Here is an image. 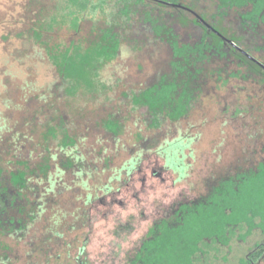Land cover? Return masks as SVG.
Returning <instances> with one entry per match:
<instances>
[{"label": "rangeland", "instance_id": "1", "mask_svg": "<svg viewBox=\"0 0 264 264\" xmlns=\"http://www.w3.org/2000/svg\"><path fill=\"white\" fill-rule=\"evenodd\" d=\"M29 1L0 0V182L7 185L10 172L23 167L19 163L35 169L57 153L63 137L46 134L59 123L76 139L92 175L84 176L88 182L84 190L73 183L75 177L69 170L53 191L45 193L47 182H36L41 173L34 172L29 186L36 189L23 190L26 214L20 218L24 229L16 234L0 233V262L74 264L79 248L85 245L83 257L92 264H121L151 222L168 214L177 203L205 195L216 176H222L229 166L241 165L248 143L250 150L256 146L260 151L264 144V82L252 74L243 78L244 67L212 60L201 66V87L188 114L178 122L152 128L146 120L147 109H133L130 96L170 70L166 31L156 35L136 18L117 21L106 18L105 9H99L79 33L58 21L35 41L30 27L37 7L27 8ZM229 18L246 38V29L236 27L233 16ZM108 27L119 39L118 53L92 71L95 88L69 92L48 54L65 51L72 43L84 51L97 32ZM196 30L175 25L172 32L186 39L188 34L195 36ZM250 47L264 61V48ZM219 69L224 71L220 76L215 73ZM226 70H240L241 74L228 78ZM73 74L78 73H67ZM110 115L119 125L117 136L103 127ZM179 134L194 141L185 151L187 176L175 182L177 175L172 171L155 175L152 170L163 166L156 154L158 147ZM253 134L259 138L255 146L249 138ZM132 158L139 160L138 169L117 176V170ZM108 183L111 190L106 192L103 189ZM88 193L103 201L84 206ZM40 194L47 195L42 212L32 204ZM85 211L88 217L82 220ZM121 225L128 229L118 233ZM55 231L61 234L57 238L52 234ZM258 240L256 233L246 241L234 237L228 246L219 247L217 264H242ZM118 246L120 254L115 257Z\"/></svg>", "mask_w": 264, "mask_h": 264}, {"label": "trees", "instance_id": "2", "mask_svg": "<svg viewBox=\"0 0 264 264\" xmlns=\"http://www.w3.org/2000/svg\"><path fill=\"white\" fill-rule=\"evenodd\" d=\"M160 1L168 4L157 0H30L27 8L37 7L34 13L36 17L31 21L34 25L30 27V32L35 41L41 40L46 36L47 30L60 21L69 29L79 33L83 23L87 22L90 15L94 16L99 9H105L106 18L115 17L117 21L121 19L130 22L136 18L139 24L149 25L156 35L166 31L169 35L168 44L172 55L169 61L170 70L161 75L160 79L147 90L132 93L130 96V100L137 107H147L155 127L161 125L163 119L167 117L177 120L187 112L191 93L185 90L179 94V87L188 88L189 85H193V79L198 73L203 72L201 67L203 64L214 59L229 62L227 56H231L234 64L245 63L252 71H260L259 67L248 61L236 48L226 44L223 39L227 38L238 47L245 49L247 46L244 37L239 35L232 26L233 21L232 18L229 20V17L233 16L237 22L236 27L243 29L246 23L264 24V0ZM172 5H179V7ZM204 23L211 27L210 30L203 25ZM175 25L181 29L196 28L198 31L196 30L195 36L188 34L185 39L172 32ZM192 37L195 38L194 41H191ZM119 47L118 37L113 29L108 27L100 29L84 51L72 43L65 51L48 54V58L57 67L69 92L82 87L90 90L95 88L96 82L92 71L100 62L114 57ZM85 63H87L86 71L81 70ZM71 70H75L78 74L68 76L67 73ZM103 127L113 136H117L119 132V125L114 115H110L103 122ZM66 128L59 123L46 134L63 137L56 147L57 153L49 155V159H44L35 165V169H30L24 162L19 163L23 167L10 172L8 184L4 185L0 182V230L4 228L5 216L11 215L12 211L22 210L20 201L25 199L23 190L33 192L36 189L29 186L34 172L41 173V178L36 182L46 181L48 186L45 190L48 193L60 184L61 176L69 170L75 177L73 183L84 190L88 189V182L84 176L88 177L92 175V172L85 165V158L78 150L76 139L70 136ZM182 144L183 141L180 139L170 142L168 146L162 145L157 150L158 154L165 157L166 164L176 170L179 179L187 175L188 170L184 157L178 156ZM135 159H130L117 170V176L123 169H127V173H130V169L137 161ZM52 169L54 171H51ZM117 176L113 178L118 179ZM222 182L223 184L216 190L205 195L200 205L181 207L179 212L182 213L181 220L171 222L170 225L165 222L164 226L159 228L160 234L156 236L153 244L158 248L168 247L171 262L189 264L197 243L204 239H212L214 231H216L218 241L226 243L229 239L227 232L232 234L238 226L245 223L244 216L247 208H249V213L256 212V206H247L242 203V199L247 197V193L257 197L259 191L263 193V189H257L258 186L255 184L250 186V191L241 186L231 189L227 186L225 179ZM110 189L108 183L103 190L109 191ZM46 197L47 195L40 194L38 199L32 202L40 212L43 211L41 209ZM86 198L95 199L96 196L92 197L91 193H88ZM248 222L250 229L257 226L251 217ZM252 255L255 259L259 254L253 253Z\"/></svg>", "mask_w": 264, "mask_h": 264}, {"label": "flooded vegetation", "instance_id": "3", "mask_svg": "<svg viewBox=\"0 0 264 264\" xmlns=\"http://www.w3.org/2000/svg\"><path fill=\"white\" fill-rule=\"evenodd\" d=\"M187 10H189V9H187ZM203 25L210 30L211 27H209V25L207 23H204ZM244 29H246V32L248 34L246 38L244 37V42H245V45L247 46L245 49L238 47L235 43H233L231 40H229L227 38L223 37L224 38L223 41H225V43L228 44L229 46L236 48L238 51H240L242 53V55L248 61H250L251 63H253L254 65H256L257 67L260 68V71H258V72L252 71L249 68L248 64L240 63V65H238V66L245 68L246 74L243 75V78L252 74L254 76L259 77L264 82V61L262 59H260L259 57H257L256 55H254V53L252 52V49L250 47V45L254 44V45H257V47L259 46V47L264 48V24L262 23V24H258V25H252V24L246 23ZM171 59H172V55H171ZM227 59H228L229 63H231V64L234 62V59L231 56H227ZM222 72H224V71L219 69L215 73L220 76V74ZM240 72H241L240 70H237L235 72L233 70H229V71L226 70L225 71V73L227 74L226 77H228V78L237 77V76H239V74H241ZM199 75H200V73H198L196 78L193 79V81H192L193 85L192 84H191V86L189 85L188 88H186L185 86L179 87V94H180V92H183L185 90H188V92L191 93L190 103L187 106V112L185 114H183V116H181L177 120H172V119L167 117V118L163 119L162 123H164V122H172V123L178 122L179 120H181V118H183L184 116H186L188 114L189 110L192 109V106H194L195 97H197V95L199 94V89L201 87L198 85ZM218 79H221V77H219ZM153 85L154 84L147 86L141 90H147L148 88H150ZM140 91H134L133 93H138ZM131 107L133 109H139L140 108V107H137V105H135L133 101H131ZM143 107H145V106H143ZM145 108L147 109V107H145ZM237 114H239V113H236L234 115H237ZM146 120H147V123L149 126H151L152 128L155 127V126H153L154 120L150 114ZM257 136L258 135H256V134L249 136V138H250L251 142L254 144V146L259 141L258 140L259 138H257ZM259 137H261V136H259ZM180 139H182V141H183V144H182L183 146H182V149L179 148L181 150L178 152L179 153L178 156H180V157L183 156L184 160H185V158H186L185 151L190 148L191 142L194 141L193 139L179 134V135H177V137H174V138H166L160 146H162V145L168 146V144L170 142H173L176 140L179 141ZM157 150H156V154L160 159L163 160V166L161 168H159V167L154 168L152 170L153 174H155V175L160 174L159 171H162V172L163 171H172L173 174L177 175L175 182L183 181L187 175H185L184 177L179 179V175L176 172V170L174 168L169 167L166 164L165 157H162L160 154H158ZM135 160H137V161H136L135 165L130 169V173L133 170L138 169L137 164H138L139 160L137 158ZM240 163H241V165L229 166L225 171L221 172L222 176H220V174L218 176H216L215 179L211 181L210 186L208 187V190H207L208 192H206V194L210 193L213 190H216L221 184H223V182H222L223 179L226 180L227 186L231 189L232 188L237 189V187L241 186V187L246 188L247 190L250 191V186L255 184L256 186H258L257 189H259V190L263 189L264 190V144H262V147L259 151V149L257 150L256 146L254 147L253 150L252 149L250 150V144L248 143V150L245 153L243 161ZM188 168H189V166H188ZM122 171L125 172L127 175L130 174V173H127V169H123ZM44 191H45V193H47L45 188H44ZM205 195L200 196V197H196L195 199L184 200L182 202H179L176 204V206L168 214L166 213L163 216H161L158 219L151 222L149 228L146 230L142 239H140L138 245H136L130 253H127L126 256H124V258L121 259V262H122L121 264H179L176 262H171L169 260V249H168V247L167 248L166 247L158 248L153 243L155 241L156 236H158L160 234L159 228L163 227L164 226L163 224L165 222L168 225H170L171 222H177L178 220L182 219V213H179L181 210V207H183L184 205H189V206L200 205V203L203 202ZM97 199L100 202L103 201V198H101V197L97 198ZM97 199L96 198L95 199L94 198H92V199L85 198L83 201V205L84 206H87V205L93 206V204L95 203V201ZM45 200L46 199H44V201ZM44 201H43V203H44ZM20 203H21L20 205L22 206V210L20 209L18 212H16V214H13V215L9 214V215L4 217L5 223L3 224L4 228H2V230H0L1 234H3V233H5V234L6 233L16 234L17 232L24 229L23 228L24 226L22 225L23 219L20 217L24 216L26 214L25 213V207H23L25 205V203H23V200H21ZM242 203L247 205V206H256L257 208H255V209H256L257 213L256 212L249 213V208H247V213L244 216L245 223L241 224L240 227L238 226V228L232 234L227 232L226 235H227V237H229V239H228V241H226V243L218 241L216 231L213 232L212 239H210V240L204 239V241H199L197 243V245L195 246V252H194V255L192 256V261L189 264H217L218 252H219V249H221L219 247L224 248L225 246H228V244L233 240L234 237H237L238 239H241L242 241H246V239H248L251 235H253V233H256V235H258L259 240L250 248L249 255L247 256L246 261L242 262V264H260V262L264 259V191H263V193H261V191H259L257 197L254 196V194L247 193V197H244V199H242ZM87 217H88L87 211L83 212L82 220L83 219L86 220ZM250 217L257 224V226L254 228L252 227V229H250V226L248 224ZM11 219H13V220H11ZM126 229H128L127 226L121 225L118 228V230H119L118 233L124 232L123 230H126ZM52 234L56 238L61 235L60 233H57L56 231ZM85 248H86L85 245H83L81 248H79L78 254L74 259L75 260L74 264H92V262L87 257H83V254L85 252ZM117 248H118L117 252L114 253L115 257H117L120 254L119 251H120L121 247L118 246ZM5 250H7V248H5L4 251ZM50 251H52V248L50 249ZM158 253H160V256H158ZM253 253H258L259 255L254 259V256L252 255ZM115 257H113V258H115ZM4 259H7V258H4ZM207 260H210V262L208 263ZM106 263L103 262V264H106ZM0 264H9V263L2 261V262H0ZM45 264H48V260H47V263H45ZM64 264H68V263H64Z\"/></svg>", "mask_w": 264, "mask_h": 264}, {"label": "water", "instance_id": "4", "mask_svg": "<svg viewBox=\"0 0 264 264\" xmlns=\"http://www.w3.org/2000/svg\"><path fill=\"white\" fill-rule=\"evenodd\" d=\"M158 2H161V3H164V4H168L166 2H163V1H160V0H157ZM172 6H175V7H179V5H172Z\"/></svg>", "mask_w": 264, "mask_h": 264}]
</instances>
